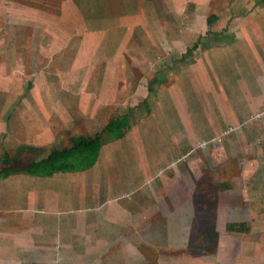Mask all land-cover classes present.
I'll list each match as a JSON object with an SVG mask.
<instances>
[{
	"label": "crops",
	"instance_id": "obj_1",
	"mask_svg": "<svg viewBox=\"0 0 264 264\" xmlns=\"http://www.w3.org/2000/svg\"><path fill=\"white\" fill-rule=\"evenodd\" d=\"M214 1L0 0V158L21 147L46 158L145 111L89 169L0 178V264H142L131 257L143 223L179 203L169 164L264 121V2ZM150 113L167 134L144 123Z\"/></svg>",
	"mask_w": 264,
	"mask_h": 264
},
{
	"label": "rangeland",
	"instance_id": "obj_2",
	"mask_svg": "<svg viewBox=\"0 0 264 264\" xmlns=\"http://www.w3.org/2000/svg\"><path fill=\"white\" fill-rule=\"evenodd\" d=\"M254 2L263 4L264 0ZM203 48L202 44L196 49L188 47L187 60ZM135 69L138 70V66ZM136 82L138 84L139 80L136 79ZM153 84L156 86L157 83ZM139 105L140 109L126 111L127 121L123 111L119 113L121 116L117 113L114 120H120L123 132L139 131L140 126L133 125L137 121L132 120V124L129 120L130 117L141 118L145 111L142 103ZM207 114L209 118L205 117V121L210 119V113ZM145 115V124H159L161 133L167 134L164 132L163 120L157 113H150V117ZM154 124L146 126L147 132L157 129ZM190 127L198 137V129ZM76 137L72 136L68 143L65 142L68 148L72 146L71 139ZM200 142L197 141L194 147L189 148L192 150L189 158H181L177 163L173 161L169 164L166 174L176 175L174 180L179 184V203L176 206L174 202L172 206V199L169 198L164 205L162 203L158 206L159 212L143 223L142 238L134 239L141 244L142 252L131 259H137L142 264H177V261L179 264H264V121L246 126L245 130L230 138L224 150V147H208L204 146L207 143ZM216 144L219 145V142ZM21 148L11 153L14 157L7 166L2 164L0 158V172L8 168H21L27 163L45 158L40 150L27 153ZM58 148L59 151L67 149H61V144ZM101 151L100 147L98 156ZM105 166L107 168V164ZM174 168H178L175 173ZM163 175L159 176V180ZM124 178L122 174V183H117L115 193L127 190L129 183ZM107 181L115 182L112 175L107 177ZM124 185L126 190L121 191ZM113 196L106 198L113 199ZM171 206L180 207V214L173 213ZM103 209L99 212L100 218L106 217L111 208L105 206ZM89 212H84L85 217L91 215ZM86 257V262L93 260L92 255Z\"/></svg>",
	"mask_w": 264,
	"mask_h": 264
},
{
	"label": "trees",
	"instance_id": "obj_3",
	"mask_svg": "<svg viewBox=\"0 0 264 264\" xmlns=\"http://www.w3.org/2000/svg\"><path fill=\"white\" fill-rule=\"evenodd\" d=\"M197 46H194L195 49ZM184 60V58L181 59V61ZM154 82L159 83L158 79H154ZM122 135L123 130L120 120L116 119L93 137L78 136L72 138V146L70 148L60 151L52 149L47 158L39 162H30L17 169L14 167V169H3L0 178L7 177L15 172H24L36 176H51L54 173L69 170L84 171L95 164L98 151L103 144ZM10 162L7 156L2 159L3 165L7 166L11 164Z\"/></svg>",
	"mask_w": 264,
	"mask_h": 264
},
{
	"label": "built area",
	"instance_id": "obj_4",
	"mask_svg": "<svg viewBox=\"0 0 264 264\" xmlns=\"http://www.w3.org/2000/svg\"><path fill=\"white\" fill-rule=\"evenodd\" d=\"M231 131H233V129L232 128H229L227 131H226V133L225 134H228V133H230ZM219 141V140H218ZM205 145V144H204ZM207 145V144H206Z\"/></svg>",
	"mask_w": 264,
	"mask_h": 264
},
{
	"label": "water",
	"instance_id": "obj_5",
	"mask_svg": "<svg viewBox=\"0 0 264 264\" xmlns=\"http://www.w3.org/2000/svg\"><path fill=\"white\" fill-rule=\"evenodd\" d=\"M3 171V170H2ZM2 171L0 172V174L2 173Z\"/></svg>",
	"mask_w": 264,
	"mask_h": 264
}]
</instances>
